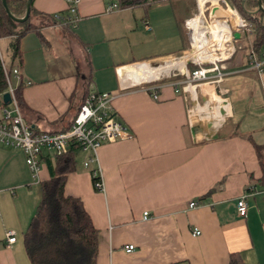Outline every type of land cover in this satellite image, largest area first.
I'll use <instances>...</instances> for the list:
<instances>
[{"label":"crops","instance_id":"obj_1","mask_svg":"<svg viewBox=\"0 0 264 264\" xmlns=\"http://www.w3.org/2000/svg\"><path fill=\"white\" fill-rule=\"evenodd\" d=\"M111 2L117 7L106 9ZM32 6L42 12L32 16L37 30L19 37L18 59L13 36H0V56L11 85L21 86L20 110L33 130L65 129L89 90L121 91L112 106L130 135L101 143L86 165L87 151L77 148L63 184L97 230L95 264H228L230 253L264 264V63L190 93L172 70L190 58L170 60L188 47L183 21L197 8L192 0H78L73 26L52 18L66 0ZM240 34L244 42L251 29ZM244 56L226 65L242 67ZM147 81L161 83L156 98L142 88ZM49 151L34 175L20 148L0 143V264H30L22 235L49 177ZM94 166L101 190L92 186ZM8 229L16 238L7 244Z\"/></svg>","mask_w":264,"mask_h":264},{"label":"built area","instance_id":"obj_2","mask_svg":"<svg viewBox=\"0 0 264 264\" xmlns=\"http://www.w3.org/2000/svg\"><path fill=\"white\" fill-rule=\"evenodd\" d=\"M78 0H66L67 8L64 13L55 12L52 18L57 22L70 23L72 26L77 19L76 3ZM209 2L207 6L204 4ZM217 5L222 11L227 13L226 16L220 13L211 11L213 6ZM117 7L116 2H111L106 5V9ZM197 13L186 17L183 21L186 29L188 40L187 52L190 56L189 61L197 66L192 69L185 68L183 79L179 82L185 85L197 84L205 82L210 78H220L224 75L234 73L240 69L254 68L261 69L264 63V50L258 56L254 50L250 49L247 55L246 65L236 68L228 69L226 59L235 50V43L233 32L250 31V23L237 11L236 7L228 2V0H202L201 5L198 7V0H196ZM207 9L206 16L209 21L204 23L205 15L203 11ZM196 16L195 23L199 28H203L202 34H205V39L200 40V34L195 36L193 29L190 27L189 22ZM214 21L222 22L226 26V39L223 41H215L209 33V26ZM218 44V45H216ZM203 52H206L203 55ZM167 61V60H166ZM166 61H163L166 62ZM0 64L3 70L4 78L6 81V89L9 98L0 102V143L11 145L20 148L24 153V160L35 175L39 167V160L42 151L50 150L52 154H60L67 147L74 143L77 148L87 151L88 156L83 161L86 165L96 159V148L103 142L113 141L116 139L129 136L127 126L115 116V111L112 106V100L119 95L121 91H96L89 90L80 102L74 116L69 122L68 126L60 131H35L25 121L22 116L20 107L14 95V86L11 85L9 79V72L3 63L0 56ZM18 78V74L14 73ZM161 85L159 82L147 81V84L142 88L151 91V96L156 98V90ZM0 99L1 93H0ZM89 174L92 180V186L96 190L103 188V182L100 175L98 166L90 167ZM197 204L196 201L191 200L188 206ZM236 212L238 215L243 216L246 211L245 194L239 195L235 202ZM147 210L142 212V218L147 217ZM199 230L195 227L192 233L196 234ZM15 233L13 230L8 229L5 231L6 243H11L15 240ZM123 248L126 251L133 249L131 243L125 244Z\"/></svg>","mask_w":264,"mask_h":264},{"label":"trees","instance_id":"obj_3","mask_svg":"<svg viewBox=\"0 0 264 264\" xmlns=\"http://www.w3.org/2000/svg\"><path fill=\"white\" fill-rule=\"evenodd\" d=\"M5 1L12 15H23L26 0ZM121 1L128 4L143 3L146 0ZM228 2L250 23L251 34L250 38L241 42L243 35L239 33V38L234 39L235 50L225 61H232L236 54H243L246 62L250 49L258 56L264 50V12L258 8L257 0ZM260 3L264 8V0H260ZM35 13L42 14L32 6L31 0L28 17L15 21L7 15L0 0V36H13L10 41L11 51L17 59L19 37L28 31L37 30V23L32 17ZM196 66L191 62L187 64L188 69ZM227 68L231 69L229 66ZM20 87L18 84L14 89L19 107L22 102ZM5 88L6 81L0 64V93ZM0 102L4 103L3 99ZM76 150L77 146L71 143L62 153L54 154L48 159L49 177L40 182L39 202L22 235L23 248L30 264H95L97 230L80 199L63 192L66 174L76 167ZM228 264L242 262L236 254L230 253Z\"/></svg>","mask_w":264,"mask_h":264},{"label":"bare ground","instance_id":"obj_4","mask_svg":"<svg viewBox=\"0 0 264 264\" xmlns=\"http://www.w3.org/2000/svg\"><path fill=\"white\" fill-rule=\"evenodd\" d=\"M201 2L202 0H199V5H201ZM197 19L196 16H193V19L190 20L189 22V25L190 27L193 29V34L195 36H198L200 34V40L203 41L205 39V34H202V32L204 31L203 28H199V26L195 23V20ZM225 31H226V26L224 23L222 22H217V21H214L213 24H211L209 26V33H210V36H212V39H214L215 41H218L216 43H219V41H224L226 39V34H225ZM218 45V44H216ZM206 52H203V55H205ZM186 56V55H185ZM188 56V55H187ZM190 58V56H188ZM209 82H216V80H213V81H205V82H200V83H197V84H190V85H185L184 86V89L185 90H188L190 93L193 91H195V87H200L206 83H209Z\"/></svg>","mask_w":264,"mask_h":264},{"label":"water","instance_id":"obj_5","mask_svg":"<svg viewBox=\"0 0 264 264\" xmlns=\"http://www.w3.org/2000/svg\"><path fill=\"white\" fill-rule=\"evenodd\" d=\"M30 2H31V0H26V1H25V10H24V13H23L22 16H14V15H12V14L10 13V11H9L7 5H6V1H5V0H1V3H2V5H3V7H4V9H5V12L7 13V15H8L11 19H13V20H15V21H22V20H25V19L28 17ZM257 4H258V8H259V9H262V11L264 12V8L261 6L260 0H257ZM219 13H220L221 15H223V16H226V15H227V13H226L225 11H221V12H219ZM263 26H264V22H263ZM233 36L236 38V37L238 36V32H237V31H234V32H233ZM8 98H9L8 92H4V93H2V99H3V101H6Z\"/></svg>","mask_w":264,"mask_h":264},{"label":"rangeland","instance_id":"obj_6","mask_svg":"<svg viewBox=\"0 0 264 264\" xmlns=\"http://www.w3.org/2000/svg\"><path fill=\"white\" fill-rule=\"evenodd\" d=\"M193 1V3H195L196 4V0H192ZM209 4V2H206L204 5L205 6H207ZM206 11H207V9H205L204 11H203V14L205 15V21H204V23H206V22H208L209 21V18L206 16L207 14H206ZM197 13V8L194 10V13L193 14H196ZM193 14H191V15H193ZM187 50V49H186ZM3 54H2V56H3V58H4V60H5V62H6V53H4V51L2 52ZM185 55H188L187 54V52H181V53H179V55H177L174 59H171L170 61L172 62V63H174V62H176V61H178L182 56H185ZM171 62H169V63H171ZM190 62H192V61H189V60H186L185 62H184V69L183 70H181V69H177V67L176 66H173V68H172V70L173 71H180L181 73H180V75H181V79H183V77H184V72H185V68L187 67V64L188 63H190ZM163 63V61L162 62H160V64H162ZM167 63V62H166ZM162 65H165V63H163ZM217 79V77H214V78H210L209 80H207V81H213V80H216ZM182 85H184V83H181V86ZM179 86V85H178ZM197 87V86H196ZM196 91H197V88H196Z\"/></svg>","mask_w":264,"mask_h":264}]
</instances>
